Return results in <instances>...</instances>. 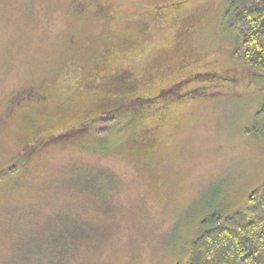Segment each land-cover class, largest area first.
<instances>
[{
  "label": "rangeland",
  "instance_id": "1",
  "mask_svg": "<svg viewBox=\"0 0 264 264\" xmlns=\"http://www.w3.org/2000/svg\"><path fill=\"white\" fill-rule=\"evenodd\" d=\"M101 1L116 9L112 23L72 16L68 0H0V264H187L202 221L244 209L264 182V75L248 70L214 80L213 96L170 104L173 116L152 133L151 152H132L131 126L119 118L96 123L101 137L56 135L36 146L17 171H6L34 131L47 129L43 116L32 124L40 114H27L23 100L9 106L14 94L51 88L57 94L46 111L63 122L61 96H71L78 66L91 55L137 76L182 55L196 60L175 66L165 84L197 72L239 70L229 0ZM164 4L159 14L154 8ZM143 25L146 35L138 37ZM109 37L135 39L134 48L107 57L109 49L102 48ZM212 82H192L182 92L207 90ZM117 86L113 96L133 88ZM101 89L81 95L72 118L98 115ZM156 116L145 117L144 126ZM140 135L138 142L151 134Z\"/></svg>",
  "mask_w": 264,
  "mask_h": 264
},
{
  "label": "trees",
  "instance_id": "2",
  "mask_svg": "<svg viewBox=\"0 0 264 264\" xmlns=\"http://www.w3.org/2000/svg\"><path fill=\"white\" fill-rule=\"evenodd\" d=\"M226 16L228 17V30L236 35L238 41L232 53L233 60L239 66V70L235 73L232 69L231 71L226 70L223 72L206 71L187 74L184 78L170 83L167 88H165L162 95L147 98L146 92L150 93L155 86H163L165 84L163 82L164 78H161L162 76H158L159 78L154 77L155 79L153 82H149V67L141 73L142 75L139 74V77L133 74L135 77L139 78L136 86L131 84L133 86L131 90H126L125 87H123L122 93L118 92L113 96L117 90L119 81L123 84L126 83L122 78L121 80L118 79L116 84H113L112 80L99 82L98 80L100 79L97 78L98 70L104 68L103 74H107V77L110 78L111 76L113 77L111 74L112 66L110 64L102 65V62L104 63L105 60L104 58L98 59L91 55L88 60H86L87 62L81 63V65L78 66V75L74 80L76 85L71 91V96H61V99L66 101H62L64 103H61L59 106L60 109L64 111L62 114L59 113L58 115L60 119H64L63 122H54V115L48 116L49 114L45 108L47 100L52 96V93H54V95L57 94L56 91H52L49 87L52 93H50L45 100L40 99L39 102L35 99H26L23 101L24 104H22V106H26L27 114H31V109L34 110L33 112L36 114H40L39 116H32V124L43 116L46 120V122H43L44 128H47L46 130L49 129V125L50 127L56 126L58 132L54 130V134H56L57 137L60 136L70 141L81 138L84 136L82 133L86 131L94 134V136L101 137L103 135V129H100V127L98 128L96 125L98 121L102 123H107L108 121L111 123L112 120H119V118H121L124 120L122 126H131L130 142L132 152L135 155H140L142 152H151L154 149L156 141L154 139L156 134L153 137L152 133H155V131L158 133L169 125L170 117L173 116V113H171L168 108L170 104L179 102L186 97L193 99L195 97L213 96L218 92V86L214 80L218 82L219 80L228 81L234 79L235 75H237L240 70H248L250 75L254 73L264 75V0H229ZM133 48L134 47L128 50H133ZM122 50L123 48H121L120 51ZM110 56H112V54L107 57ZM182 56V58L187 59L184 55ZM157 64L152 66L157 67ZM112 65L116 66V63ZM64 66L62 65L59 68L62 69ZM68 69L71 68L68 67ZM155 81H159L160 84L153 85ZM203 81H213L215 84L207 86V90H202L205 89L202 87H200V89L197 87H190L189 90L182 92L184 86L192 84V82ZM100 86H102V89L106 93L100 97L101 100L99 103L101 104L98 103L99 105L97 106L99 113H96L98 115L89 114L80 122L72 118L71 115L76 111L77 99L85 92L90 95L98 92ZM41 89L35 91L40 92ZM136 93H138V95L135 98L132 99L129 97L131 94ZM64 96L66 97L64 98ZM166 96L168 97L164 98ZM27 101L30 102L28 103ZM158 102L162 104L155 107V104ZM146 103L151 105L154 104L155 106L146 110L144 107ZM154 114L157 115L156 119H154V123L156 124L154 125L150 122V125L145 124L144 126L142 120ZM106 128L104 130H106ZM143 133L144 135L149 133V135L151 134L152 136L150 135L148 139L138 142L137 136L141 138L140 134ZM132 140L134 141L132 142ZM31 151H33V148L27 147L24 151L19 152L12 163L8 164L6 171L9 172L15 169L17 171ZM187 264H264V182L258 189L250 194L248 204L244 209L226 216L213 213L202 221L201 234L191 244L190 258Z\"/></svg>",
  "mask_w": 264,
  "mask_h": 264
},
{
  "label": "flooded vegetation",
  "instance_id": "3",
  "mask_svg": "<svg viewBox=\"0 0 264 264\" xmlns=\"http://www.w3.org/2000/svg\"><path fill=\"white\" fill-rule=\"evenodd\" d=\"M68 5L70 7L72 16H74L76 18H83L84 19L87 17H90V18L92 17L94 19H97L98 21H109L110 23H112L115 20L116 9L113 7V4L110 2L109 3L106 1L102 2L101 0H68ZM170 5H173V4H170ZM165 6H167V5L164 4L163 6H157L154 9L158 10L159 14H163L166 10L163 11L162 8H165ZM183 26H184V24H183ZM146 29L147 28L144 25L142 28L138 29L137 30L138 31V37H141V36L144 37L146 35ZM186 29L188 30V28H186ZM186 29H184V28L182 29V31H184L183 34L185 33ZM142 30H144V31H142ZM134 40L135 39H128V40H125L126 42H124V41L117 42V41L111 40V42H113L115 44L114 46H112V44L110 42V37H109L108 41L105 43L104 47L102 48V51L109 49V54L113 55L118 49L121 50V48H123V49L127 50V48L128 49L132 48L133 47L132 43H134ZM122 45H124V46H122ZM127 45H128V47H127ZM195 61L194 60H187L186 58L185 59L184 58H178L177 62H175V63L165 61V62L161 63L160 65H158L157 67H155V66L151 67L150 66V68L148 69L149 82H151V81L153 82V80L155 79L154 77L157 78L158 76H162L161 78L165 79L168 76V74L174 73L173 68H175V66L179 65V68H182V67L188 66L190 63H193ZM102 64H103V62H102ZM100 69L98 70V73H97L98 74L97 78L100 79L99 82L100 81L101 82L102 81L107 82L108 80H112L113 84H116L117 80L118 79L121 80V78H122L126 84H128V85L134 84V86H136L137 82L139 81V78H138L139 76L135 77L132 73L125 71L122 67H119V66H112L111 74L113 75V77L110 75L111 76L110 78L107 77L108 76L107 74H103L104 68L103 69L100 68ZM175 71H177V69ZM125 74H127V75H125ZM119 82H121V81H119ZM168 85L169 84H166V85L164 84L163 86H155L153 88L152 92H150V93L146 92L147 93L146 96H148L147 98H153V97H156V96L158 97V96L162 95L163 91L165 90V88H167ZM50 93H52V91L49 88H42L41 91L38 92V91H35L34 89H32L31 87H27L25 89H22V90L16 92V94H14V97L10 101L9 106L11 107V104L15 101L16 102H19V101L22 102V100L24 101L26 99L27 100L35 99V100L40 102V99L45 100L50 95ZM137 95H138V93L131 94V96H129V97H131L133 99ZM155 124L156 123H154V125ZM54 133H55V131L53 128H49L45 132L34 131L32 138H30L31 141L29 142V144L27 143L26 145L21 147V149L24 150L27 147H32L33 151H34L36 146H38V145L41 146L42 144L48 142L52 138H54V137L56 138V134H54ZM33 151H31V152H33Z\"/></svg>",
  "mask_w": 264,
  "mask_h": 264
}]
</instances>
